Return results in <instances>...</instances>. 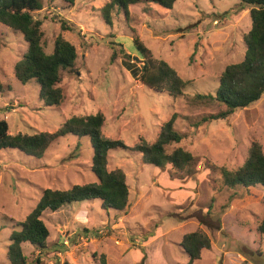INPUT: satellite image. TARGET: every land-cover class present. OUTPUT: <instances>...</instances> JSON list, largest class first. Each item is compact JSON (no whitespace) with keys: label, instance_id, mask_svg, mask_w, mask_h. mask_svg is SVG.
<instances>
[{"label":"rangeland","instance_id":"obj_1","mask_svg":"<svg viewBox=\"0 0 264 264\" xmlns=\"http://www.w3.org/2000/svg\"><path fill=\"white\" fill-rule=\"evenodd\" d=\"M40 1L41 9L33 17L41 20L44 51L50 53L61 34L75 46L76 71L61 72L62 100L45 106L36 82L23 84L13 73L27 43L21 33L0 23V118L7 121L9 134H32L53 132L72 115L101 112L102 135L129 147L110 149L106 165L125 173L128 198L121 211L102 209L98 199L44 211L46 247L40 252L23 243L26 264H36V258L39 264H99L102 255L107 264H189L180 241L193 231L207 234L210 248L202 249L190 264H264V236L255 230L264 212V188L222 187L218 172L210 168L239 167L253 140L264 152V94L246 110L198 127L183 118L196 120L224 109L216 101L193 102L191 97L214 94L224 67L243 58V35L251 26L248 6L239 0H176L171 9L136 3L128 6L127 17L114 12L109 26L99 10L108 0ZM59 20L71 29L62 30ZM133 33L155 58L167 62L184 80H192L183 95L172 99L137 79L141 55L133 45ZM109 40L121 42L130 60L119 56L110 63ZM173 112L180 115L174 127L183 138L167 151L180 146L196 157L195 173L182 179L171 175L169 165L162 169L144 163L132 150L141 140L152 143ZM91 159L89 138L73 135L53 141L39 159L15 149L0 150V264H10V233L43 189L96 181ZM200 216L213 219L216 229L200 223Z\"/></svg>","mask_w":264,"mask_h":264},{"label":"trees","instance_id":"obj_2","mask_svg":"<svg viewBox=\"0 0 264 264\" xmlns=\"http://www.w3.org/2000/svg\"><path fill=\"white\" fill-rule=\"evenodd\" d=\"M73 4L74 0H64ZM176 0H108L100 7V15L105 23L112 25L114 12L122 11L128 16V6L136 3H154L161 8L171 9ZM248 6L251 20L250 29L243 35L245 51L243 58L234 63L227 64L218 76V85L214 94L196 93L191 97L193 102L216 101L224 106L217 112L201 115L198 119L190 116L183 118L190 125L198 127L204 122L224 119L237 109H243L257 101L264 94V0H239ZM41 9L40 0H0V23L15 32L22 34L27 43L26 51L13 65L15 78L21 83L30 81L38 85V98L45 106L60 104L63 94L58 84L61 81V72L75 73L76 59L75 46L58 34L53 43V49L46 53L42 46L43 31L41 20L33 17V12ZM62 30L71 29L64 20H59ZM114 38V35H111ZM132 42L141 55L140 72L137 79L145 86L157 93H165L172 99L183 95L184 89L192 80H184L177 71L162 59L155 58L139 37L133 33ZM111 49L109 62L113 63L119 56L130 60L121 42L109 40ZM9 89V86H6ZM4 93V85L0 82V94ZM253 115L256 114L251 109ZM180 117L173 112L164 122L156 139L152 143L141 140L132 148L141 154L144 163L164 169L170 166L171 175L182 179L195 173L196 157L180 146L174 147L170 152L167 146L179 143L183 134L174 127L175 120ZM104 115L101 112L87 115H72L53 132L39 131L28 133H8V123L0 118V150L15 149L25 156L39 159L43 156L48 146L59 137L73 135L88 137L92 148L91 172L96 178L95 182L74 184L66 189L45 188L35 206L18 224V229H13L9 236L6 248V258L10 264H26L22 253V244L40 249L46 247L49 230L42 220L44 211H57L62 206L84 202L93 199L100 200L104 210H124L127 206L128 185L126 175L120 168L108 170L107 155L110 149H128L121 140L110 139L102 135L101 127ZM209 167V166H208ZM217 171V178L222 187L235 188L261 186L264 188V152L262 145L253 140L247 151L243 163L235 169L224 166L210 165ZM169 170V171H170ZM209 204V209L211 208ZM207 215L210 213L207 211ZM212 219V218H210ZM200 223L209 229L214 228V220L200 216ZM219 223V219L215 220ZM219 227V225H218ZM217 227V228H218ZM256 233L264 236V212L261 220L255 227ZM180 246L189 258V264L200 257L202 249L210 248V238L202 231H193L182 236ZM39 258L35 263L39 264ZM60 264H71L63 261ZM99 264H107L105 256H101Z\"/></svg>","mask_w":264,"mask_h":264},{"label":"water","instance_id":"obj_3","mask_svg":"<svg viewBox=\"0 0 264 264\" xmlns=\"http://www.w3.org/2000/svg\"><path fill=\"white\" fill-rule=\"evenodd\" d=\"M133 58H134L135 60H137V59H138L136 56H133Z\"/></svg>","mask_w":264,"mask_h":264}]
</instances>
